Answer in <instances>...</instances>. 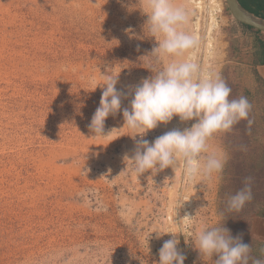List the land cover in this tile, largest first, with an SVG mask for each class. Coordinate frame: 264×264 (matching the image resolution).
Masks as SVG:
<instances>
[{"label": "rangeland", "instance_id": "obj_1", "mask_svg": "<svg viewBox=\"0 0 264 264\" xmlns=\"http://www.w3.org/2000/svg\"><path fill=\"white\" fill-rule=\"evenodd\" d=\"M173 2L186 10L183 30L197 44L158 61L145 26L147 0H0V264H158L171 236L157 239V231L178 234L185 264H215L216 257L203 261L191 238L217 226L251 245L252 259L264 260V239L253 231L264 211V84L250 62L264 34L243 27L220 0L217 27L206 38L210 1ZM188 58L222 78L230 99H248L252 123L209 140V153L226 154L220 174L190 179L182 161L176 171L140 174L125 159L135 150L134 133L123 128L131 96L105 121V134L112 133L96 137L89 125L100 105L97 86L108 72L127 91ZM191 123L174 118L144 139ZM248 177L252 200L230 211L227 198ZM187 212L195 218L181 221Z\"/></svg>", "mask_w": 264, "mask_h": 264}, {"label": "clouds", "instance_id": "obj_2", "mask_svg": "<svg viewBox=\"0 0 264 264\" xmlns=\"http://www.w3.org/2000/svg\"><path fill=\"white\" fill-rule=\"evenodd\" d=\"M147 8L145 26L157 43L151 53L158 61L168 56L182 57L196 46V38L183 30L188 21L183 7L175 6L173 0H147ZM118 83L119 76L105 73L104 83L97 86L102 88L100 105L89 128L96 137L109 136L113 130L105 134V121L121 111L122 99L131 96L130 106L123 108V128L127 127L134 133L131 137L135 141V150L125 159L133 161L140 174L167 168L176 171L181 161L190 179H208L220 174L227 162L226 154L222 150L209 153V140L217 133L231 132L241 121L252 123L249 120L252 106L248 99L244 96L230 99L231 88L226 82L218 75L200 71L191 58L164 64L161 70L138 84L125 86L127 91L118 90ZM177 117L181 123H193L182 130L174 128L167 131L151 142L144 139L149 131L160 125L166 126ZM204 153H209L206 158ZM251 200V177H248L244 186L227 198V206L230 211L239 212ZM194 218L186 214L181 221ZM155 233L157 239L171 236L159 250L158 264H185L187 257L178 247V234ZM191 243L205 262L216 257L215 264H249L250 260L251 264H264V260L252 259L251 245L244 243L240 236H232L225 226L198 230Z\"/></svg>", "mask_w": 264, "mask_h": 264}, {"label": "trees", "instance_id": "obj_3", "mask_svg": "<svg viewBox=\"0 0 264 264\" xmlns=\"http://www.w3.org/2000/svg\"><path fill=\"white\" fill-rule=\"evenodd\" d=\"M241 6L246 9L251 14L264 19V0H238ZM243 27L253 30L256 32L257 35L261 34V32L254 30L251 27L245 26L241 24ZM255 49V56L256 61L255 63L258 65H264V41H256L254 43Z\"/></svg>", "mask_w": 264, "mask_h": 264}, {"label": "water", "instance_id": "obj_4", "mask_svg": "<svg viewBox=\"0 0 264 264\" xmlns=\"http://www.w3.org/2000/svg\"><path fill=\"white\" fill-rule=\"evenodd\" d=\"M227 4L232 17L238 23L251 27L264 34V19L248 12L241 6L238 0H227Z\"/></svg>", "mask_w": 264, "mask_h": 264}, {"label": "bare ground", "instance_id": "obj_5", "mask_svg": "<svg viewBox=\"0 0 264 264\" xmlns=\"http://www.w3.org/2000/svg\"><path fill=\"white\" fill-rule=\"evenodd\" d=\"M211 6H206L209 8V12H208V18L206 20V38L209 37V32L211 31V29H214L217 27L218 21H217V16L216 14L219 12H222V4L220 3V0H209ZM207 4V3H206ZM206 12V11H205ZM209 20L212 21L211 24H209ZM206 49H212L213 48V40L210 41V43H206ZM205 53V52H204ZM208 53V52H207ZM210 56L212 55L211 52H209ZM203 55V54H202ZM206 58V57H205ZM202 61V60H201ZM200 64V63H199ZM203 66V65H202ZM206 67V66H205ZM202 68V67H201ZM180 172V171H179ZM183 176V175H182ZM183 181V180H181ZM191 201H188V204H190ZM187 214L191 215V212H187Z\"/></svg>", "mask_w": 264, "mask_h": 264}, {"label": "crops", "instance_id": "obj_6", "mask_svg": "<svg viewBox=\"0 0 264 264\" xmlns=\"http://www.w3.org/2000/svg\"><path fill=\"white\" fill-rule=\"evenodd\" d=\"M255 61H256V56H254L253 54L250 56V62H252L253 64L257 79L261 81V83L264 84V65H258L255 63ZM253 225H254L253 227L254 234L256 235L259 234V237L264 239V211L263 210L260 212V215L255 217L253 221Z\"/></svg>", "mask_w": 264, "mask_h": 264}]
</instances>
